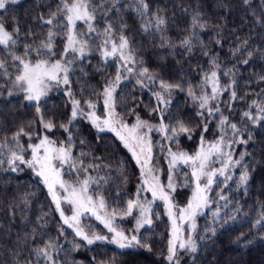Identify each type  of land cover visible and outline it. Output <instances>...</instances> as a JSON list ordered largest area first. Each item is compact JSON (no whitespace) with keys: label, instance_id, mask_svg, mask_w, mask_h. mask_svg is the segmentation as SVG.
<instances>
[{"label":"snow or ice","instance_id":"6c2138e0","mask_svg":"<svg viewBox=\"0 0 264 264\" xmlns=\"http://www.w3.org/2000/svg\"><path fill=\"white\" fill-rule=\"evenodd\" d=\"M20 4L21 0H0V98L7 102L22 96L35 112L31 120L15 125V130L0 127V169L30 171L37 187L46 189L50 210H42L34 223L26 215L21 217L30 230L17 232L14 239L9 234L11 243L0 249V264H66L60 256L68 235L73 237V251L115 245L121 255L140 250L151 253L161 204L168 221L162 264H184L185 255L188 264H198L201 252L215 246L238 221L249 223L255 235L248 238L240 232L232 241L235 245L246 249L256 240L264 243V202L258 201L260 209L250 219L232 199L241 189L248 193L254 169L245 163L251 156L247 149L257 143V130L264 131V88L243 91L240 85L241 80L245 89L252 85L242 68L257 61L264 68V2L260 15L252 11L247 33L232 30V43L223 60L226 21L211 25L199 3L192 7L189 23L176 29V39L169 35L176 15L169 16L159 0H57L54 8L38 3L47 11L36 12L32 23L27 22L28 12L22 21L19 13L10 11ZM243 4L251 8L250 0ZM129 10L145 39L158 38V43L146 47L166 53L155 66L145 58V46L134 47L125 18ZM180 11L188 14L189 8ZM208 31L217 37L209 43L221 51L204 42L202 35ZM93 53L103 67L93 68ZM197 53L206 63L193 67L191 60ZM169 57L179 67L171 66ZM110 64L113 73L106 71ZM94 73L102 77L96 86L74 89V84ZM252 75L258 77L257 87L264 84V70ZM128 85L131 88L125 91ZM52 92L62 94L64 100L49 109ZM181 93L191 102V109L178 103ZM250 97L254 98L249 102ZM238 102L245 108L238 110ZM83 124L93 130L95 147L84 136ZM182 141L195 143V149L186 150ZM112 146L127 150L139 173L136 191L126 200L123 197L128 193L125 190L122 196L121 190L129 179L128 160H120L115 168L108 163L104 152ZM237 146L245 149L238 158ZM161 161L166 162V170ZM183 169L187 171L181 178ZM114 184L115 206H111L105 189ZM181 188L191 190L183 204L176 201ZM34 195L25 194L24 210ZM8 207L14 221L17 205ZM208 211L211 219L201 228L197 220ZM86 217L99 221L106 232L93 230L91 223L83 222ZM52 220L57 224L56 236L49 234ZM129 220L132 227H123ZM103 255L97 252L91 264H117L116 255L97 259Z\"/></svg>","mask_w":264,"mask_h":264},{"label":"trees","instance_id":"16d2710c","mask_svg":"<svg viewBox=\"0 0 264 264\" xmlns=\"http://www.w3.org/2000/svg\"><path fill=\"white\" fill-rule=\"evenodd\" d=\"M57 0H21V4L17 8L10 9V11H15L19 13L21 20L25 19V12H28L27 22L32 23V16L38 11H47V8L37 7V4H45L50 7H55ZM126 3H131V0H125ZM156 2V0H154ZM262 2L264 0H250L251 8L246 7L243 4V0H159L162 6H166L168 8V14L171 16L173 13L176 15V20L174 22H170V26L172 30L169 35L174 39L177 38L176 29L184 28L190 21L191 10L197 3H199L201 7V11L205 14V18L211 22V25H219L223 21H226V26L224 27L225 41L224 47L221 51L216 48L214 44L209 43L210 39H216L215 32L208 31L202 35V38L205 43L209 44L210 48H213L216 51H221V59L226 58V54L230 44L232 43V35L231 32L233 29L237 31V34L243 35L247 33L248 26L252 24V11L255 10L257 15H260L262 11ZM227 5V7H221V4ZM189 8L188 14H183L180 11V8ZM230 9V11H229ZM125 18L127 22L131 25V29L129 32L130 37L134 36V47L141 48V46H148L152 43H158V38L148 37L144 38L143 34L138 31L139 24L137 19L135 18V14L130 10L125 14ZM210 25V27H211ZM46 31V29H45ZM59 44V41H58ZM145 58L149 61V64L155 66V61L161 55H166L165 52L160 50L153 51L150 48L146 47L144 52ZM179 59V57H177ZM87 63V62H86ZM91 63L93 68L97 65H100L98 60V56L96 53H93L91 58ZM197 63H206L204 57H202L199 53L191 60V64L193 67ZM169 64L171 66H176L175 62L169 57ZM185 68L187 64L183 65ZM230 66V65H229ZM264 68H262L259 61L255 65H250L248 68H242L240 71L243 73L245 79H250L252 85L250 88H244V80L240 81L241 89L243 91H260V89L264 88V84H260L257 87V79L256 75L249 76V73L255 72L260 73ZM90 73H92V69H89ZM108 73L114 72V67L110 64L106 70ZM75 80V77H73ZM98 81H102V77L99 73H94L90 75V77L84 78L81 81V84H74V89L78 90L79 87L83 86L86 89H90L97 85ZM223 83H227L226 80L222 79ZM131 88V85H128L125 88V91ZM243 91H241V95H243ZM7 94L5 93V96ZM87 95V90L85 92ZM50 99L47 101V107L49 109L52 108L53 105H62L63 96L62 94H57L56 92H52L50 95ZM254 97L249 98L250 100ZM147 99V97H145ZM228 97L225 96L224 100L227 101ZM178 103L184 107L185 109H191L192 105L190 101L185 100V96L183 93L177 95ZM244 103L238 102L236 107L238 110L245 108ZM35 108L34 106H27L23 101V97H13L9 98L7 102L0 98V127H5L11 130H15V125L31 120L34 116ZM49 115H51V111H49ZM194 115V113H192ZM225 115H228L227 110L225 109ZM238 119V116L234 117ZM82 132L84 136L87 137L89 141H93V134L89 127L86 124L82 126ZM57 135H60L57 133ZM111 135V134H109ZM209 139L212 138L211 133L208 136ZM256 141L255 145H249L247 151L251 153L249 158H246L245 163H251L252 168L254 169L251 172L252 180L248 186L247 195L244 194L243 189L239 191L236 195H233V203L239 202L243 206L242 215L247 213L250 219H254L257 215V212L260 209V203L264 202V152L261 151L264 145L261 144V141H264V131L257 130L256 132ZM182 146L188 150L193 151L196 147L195 143L182 141ZM93 147H95L93 141ZM86 151L89 149H85ZM243 146H237L235 155L238 158L239 153L244 151ZM97 155H100L101 152H97ZM105 155L109 157L108 163H110L114 168L119 163L120 160H128V183L126 189L121 190V195L123 196L124 191L128 193V196H124L123 198L126 200L129 196L133 195L136 191V184L138 183L137 177L139 175L138 170L133 167L134 161L129 159L130 154L127 153V150L122 149L121 146H112L104 152ZM7 166L5 165V168ZM236 178L239 177L240 170H237ZM103 175V173H101ZM115 173L113 174V178H115ZM219 190V189H217ZM232 190L235 192L236 185L232 184ZM117 191V186L114 184L105 189V195L108 197L110 205L115 206L113 203V197ZM34 192L35 195L30 198L29 205L30 207L27 210L23 209V198L26 193ZM15 204L17 207L15 208L16 216L13 221L11 216V210L9 209V205ZM43 206V208H41ZM48 212V198L46 197V189L43 186L37 187L36 178L33 177L30 171L24 172H6L4 169H0V249H2L5 245L10 244L11 242L8 240L9 234L15 238L17 232L20 231H28L29 227H26L23 223H21V217L26 215L33 223L36 220V217L40 215L41 211ZM161 213V220L156 222L157 226L154 229V240L153 249L151 253L140 250L139 252H128L127 255H121L120 251L117 250L115 245H108L106 248L98 249L93 247L92 250H88L87 248L82 247L79 251H73L71 247V241L73 239L72 235H68L67 240L68 243L65 245V252L61 253L60 259L65 260L66 264H91V258L97 254V252L103 251V256H97V259H108L109 257L116 255L117 264H162L163 256L162 252L166 254V245H167V226L168 221L167 218L163 216ZM210 220L207 218H203L201 220V228L208 223ZM90 223V222H88ZM85 222V224H88ZM132 221H126L123 223V227L131 228ZM243 224L242 227L239 224ZM56 221L52 220L49 224V234L52 236H56ZM251 225L249 223L238 221V226L229 230V233H225L219 237L218 242L215 246L209 248L206 252L202 251L198 260V264H264V243H261L259 240H256L253 245H249L248 248H241L235 245L232 241L234 238L240 234V232H245L248 234V238H251L255 233L250 231ZM93 230L97 232H106V230L100 224L93 225ZM70 232V230H68ZM61 243H64L62 240ZM0 256H2V252H0ZM184 264H188L187 255L183 256Z\"/></svg>","mask_w":264,"mask_h":264},{"label":"rangeland","instance_id":"374dc122","mask_svg":"<svg viewBox=\"0 0 264 264\" xmlns=\"http://www.w3.org/2000/svg\"><path fill=\"white\" fill-rule=\"evenodd\" d=\"M50 95H51V93H50ZM157 139H159V137H157ZM161 164L163 165V167H164L165 170H166V167H167L166 162L161 161ZM183 171H187V169H183V170L181 171V178H182ZM237 172H238V171H236L235 176H238V175H237ZM163 179H164L165 182H166V176H164ZM217 191H218V190H217ZM190 194H191V190H190V189H183V188H181V189L179 190V195H176V201H177L178 203H180V204H183V203L186 201L187 197H188ZM214 195H215V193H213V196H214ZM149 198H150V197H149ZM157 210H159V211L162 212V210H163V205L161 204L160 207L157 208ZM69 214H70V212H69ZM203 218H207V219L210 220V219H211V212L208 211V212H207V215H205V216H201V217L198 218L197 223H198V225H199L200 227H201V220H202ZM83 222H84V223H85V222H86V223L90 222L92 225L100 224V222H99V221H95L94 218H92L91 220H89L87 217L84 219ZM100 225L103 226L102 224H100ZM70 231H71V230H70Z\"/></svg>","mask_w":264,"mask_h":264}]
</instances>
